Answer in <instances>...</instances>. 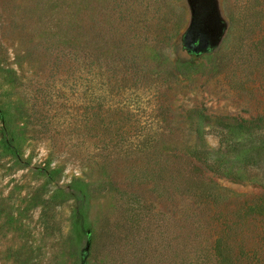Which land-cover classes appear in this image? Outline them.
I'll list each match as a JSON object with an SVG mask.
<instances>
[{
    "label": "rangeland",
    "instance_id": "1",
    "mask_svg": "<svg viewBox=\"0 0 264 264\" xmlns=\"http://www.w3.org/2000/svg\"><path fill=\"white\" fill-rule=\"evenodd\" d=\"M263 117L264 0H0V264H264Z\"/></svg>",
    "mask_w": 264,
    "mask_h": 264
},
{
    "label": "trees",
    "instance_id": "2",
    "mask_svg": "<svg viewBox=\"0 0 264 264\" xmlns=\"http://www.w3.org/2000/svg\"><path fill=\"white\" fill-rule=\"evenodd\" d=\"M120 60H121V58H120ZM120 72H123V71H120ZM203 118H205V116ZM232 120L233 121H238L236 119H232ZM261 120L263 121L264 119H261ZM238 122L239 123L236 126L238 128H240V129L250 128V129H255V130H264V127L259 125V121L258 120H255V121L251 120L249 122L248 121H238ZM162 135L164 136V134H162ZM15 143H16V140L9 139L6 142V146L11 149L12 145H15ZM149 144L152 145L151 143H149ZM149 144H148L147 147L150 146ZM194 153L197 154V156H187L189 153L188 154H176L178 158H180V159L184 158L185 159V164L187 166L185 171H189L190 174H191L193 172L194 173L195 172H200L202 170V168H205V169H211L212 171H214L216 173L218 172V168H216V162L214 161L212 163L210 161L209 157L204 156L203 151L194 152ZM137 154H138V157L140 155H142V156H145L146 159L149 158L150 160H147L149 164H151L153 162V159L155 158V153H151L148 150H146L144 152H137ZM158 156H159V153H158ZM135 164H136V162H135ZM199 166H201L202 168L199 167ZM216 251H217L216 255H217V258L219 260L217 264H233V259H231V255L225 256L222 259H220V255H222L224 253L223 250L220 249V246H217ZM242 258H245V261H247L248 263H251L250 262V260H251L250 257L240 254V255L236 256L234 264H238V262H240V261L242 262V260H240Z\"/></svg>",
    "mask_w": 264,
    "mask_h": 264
}]
</instances>
